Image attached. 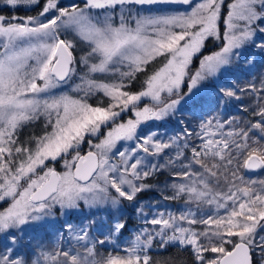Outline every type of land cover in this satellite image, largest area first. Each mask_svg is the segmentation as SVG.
I'll return each mask as SVG.
<instances>
[{"label": "snow or ice", "instance_id": "snow-or-ice-1", "mask_svg": "<svg viewBox=\"0 0 264 264\" xmlns=\"http://www.w3.org/2000/svg\"><path fill=\"white\" fill-rule=\"evenodd\" d=\"M3 8L0 264H264V0Z\"/></svg>", "mask_w": 264, "mask_h": 264}, {"label": "trees", "instance_id": "trees-1", "mask_svg": "<svg viewBox=\"0 0 264 264\" xmlns=\"http://www.w3.org/2000/svg\"><path fill=\"white\" fill-rule=\"evenodd\" d=\"M39 11V8H36L34 11H28L25 8H20L19 10H10L8 8H3L0 9V12H2L5 16H11V15H18V16H29V15H36V13ZM218 44V42H216V40L211 39L209 41H206L205 44V48L203 50V55H208L211 54V52L218 50L216 45ZM162 57L158 59L157 62H154L152 65H150L149 67V72H151L154 68H157L159 65H161L162 63ZM199 63V59H194V65L193 68L195 69V66L198 65ZM58 169V166H57ZM164 175H159L157 177H155L156 180H158L161 184H162V180H164V182L166 183L168 178H164ZM255 174L253 173H247L246 177H253ZM162 179V180H161ZM151 181H153L152 179H150L148 182L150 183ZM156 189V186L153 185V189L151 191H154ZM151 192L150 191H146L144 193H142L140 196L147 198L149 196ZM131 208H128V210H130ZM130 215V213H129ZM128 215V216H129ZM72 219L75 222H78L79 217H72ZM49 232H52V229L48 230ZM157 259L159 260H165V259H173L177 256L182 257L183 259L187 260L188 259V254L182 252L181 249L175 247V246H169L167 249H158V248H154L153 249V253H152Z\"/></svg>", "mask_w": 264, "mask_h": 264}, {"label": "rangeland", "instance_id": "rangeland-1", "mask_svg": "<svg viewBox=\"0 0 264 264\" xmlns=\"http://www.w3.org/2000/svg\"><path fill=\"white\" fill-rule=\"evenodd\" d=\"M65 3L69 2V0H64ZM34 16V15H32ZM23 17V16H21ZM217 42V41H216ZM209 55V54H208ZM162 61H163V58H162ZM159 66H162L159 65ZM158 66V67H159ZM92 103H95L96 101L95 100H92L90 101ZM204 101L202 100L201 103H203ZM42 127V121L41 122H37L35 125H31V126H27L25 127L23 130H22V139L23 138H26L28 137L29 135H36V134H39L40 133V129ZM85 149H86V146H85ZM57 170H63L61 166H58V169ZM164 178H168L166 183L169 182V177H168V173L165 172L164 173ZM253 174H255L253 177H251L252 179H264V171H258V172H254ZM247 179V177H245ZM153 181H151L150 183L152 185H155L156 186V189L154 191H150L151 193L149 194V196L147 198H144V197H141L140 196V199L145 203V204H148V203H153V204H156V203H159V205L161 207L167 205L169 206L173 211H175L177 208H182L183 207V203L182 202H168V201H163L161 199L162 195H171V189H164V185L166 184L164 182V180H162V184L154 178H151ZM3 206H6V205H3ZM124 212H125V215H129L130 213V217H132L131 219V223L134 225L137 223L135 217L133 216L132 214V209L128 210V207L126 206L125 209H124ZM221 214H223V210H221ZM49 230V229H48Z\"/></svg>", "mask_w": 264, "mask_h": 264}, {"label": "water", "instance_id": "water-1", "mask_svg": "<svg viewBox=\"0 0 264 264\" xmlns=\"http://www.w3.org/2000/svg\"><path fill=\"white\" fill-rule=\"evenodd\" d=\"M87 149H85V151H86ZM258 171H260V170H258ZM258 171H256V172H258ZM251 173H254V172H251Z\"/></svg>", "mask_w": 264, "mask_h": 264}]
</instances>
